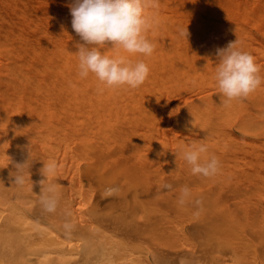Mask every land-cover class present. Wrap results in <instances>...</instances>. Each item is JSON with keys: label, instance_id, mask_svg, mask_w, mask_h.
Masks as SVG:
<instances>
[{"label": "rangeland", "instance_id": "obj_1", "mask_svg": "<svg viewBox=\"0 0 264 264\" xmlns=\"http://www.w3.org/2000/svg\"><path fill=\"white\" fill-rule=\"evenodd\" d=\"M232 1L240 6L242 13L250 12L255 6H259L258 0ZM253 18L255 17L253 16L250 20ZM248 25L253 32L261 35L255 25ZM26 105L28 107H25ZM26 105L19 109L25 122L23 120L24 123L17 122L18 126L14 121L9 124L11 128L14 127L12 130L17 128L16 132L18 131L17 133L12 132L15 134L13 136L16 140L11 138L12 142L17 143V146L13 144L15 147L13 150L15 149L18 153H16L17 157H13L14 150L11 151V156L9 155V184H0V190L3 188V191H9L10 194L11 189L13 197L10 196L24 204L26 211L33 218L31 220L35 227H46L50 231L62 234L64 240L61 238L60 242L63 241L61 247L65 249V252L64 256L50 254L37 240L23 238L22 234H26L27 230L17 229L16 232L20 233L21 239L14 241L11 245L0 242V258L9 257L10 254L17 258L20 264H264V203L263 205L256 204L257 207L255 203L260 201L254 199L255 203L252 202V197H249L252 194L248 193L249 195L246 197L243 196V194H247L244 187H247L248 184H237L235 176L238 173L233 165L236 156H233L235 158L233 160L231 154L228 156L224 153L226 150L222 153L225 145L221 149L216 143L217 138L208 139L210 142L204 141L208 151L204 153L203 157L214 155L216 151L218 156L220 154L222 157H224L223 155L228 156V159L218 157L219 160L221 159L220 166L228 165L220 167L219 173L211 177L194 175L191 172V166L185 163L180 152L182 153L184 150H181L182 147L189 148L196 142L194 141L190 145L191 141L184 140L185 144L182 142L183 145H181V142L178 143L171 138L173 126L186 125L183 131H192L191 128L198 121L193 118L192 109L196 110V108L174 107V104L147 108L104 106L99 108L69 107L67 109L68 107H64L67 111L73 109L75 114L70 113L73 116L70 117L63 113V117L54 115L55 108L53 110L51 106H40L43 107L40 109L38 105L34 109L36 104L34 106L33 104ZM40 110L44 112L42 111L40 114ZM47 110L48 112H46ZM84 110L87 113H84ZM94 110L99 112H94ZM51 113L53 117H48ZM36 116H38V120L35 119ZM185 117L190 118L189 121L185 119L190 123L183 122L185 124L182 125ZM210 118L214 119L213 116L204 115L199 124L201 121H204L205 124L201 123L203 126H199L205 127L207 125L205 121L209 122ZM24 126H28L27 129ZM84 128L92 129L98 134L95 136V132L91 130L90 132L85 131L87 135L78 132H84ZM33 130L34 132H32ZM49 131H53V133L59 131L58 134L61 138L58 140L62 139V148L65 147L66 151L60 150L62 149L59 145L61 142L55 143V139L57 140L58 137H53L54 134L50 135ZM18 133L19 135H17ZM40 133L49 135H46L48 136L46 141L43 140L46 136L42 134L44 137L42 138ZM89 133H93L94 136ZM12 134L11 137H13ZM50 137L55 138L51 143L47 142ZM213 137L215 136H211V138ZM227 141L230 140H223V142ZM44 142L51 145L50 151L48 150L50 145L46 147ZM173 142H175V148ZM197 143V145L204 144L200 141ZM208 143H212L210 147ZM177 145L182 147L179 148ZM18 146L19 150H17ZM44 146L46 148L43 149ZM216 146L217 148H215ZM29 148L30 163L32 161L33 163L30 170L26 168L24 171L25 183L23 185L12 183L14 177L10 179V174L11 172L13 175L16 174L14 163H21L27 159ZM177 148L179 149L175 150L178 154L176 157L174 149ZM219 148L221 151L218 152ZM45 149L48 152L45 153ZM19 155L22 156L19 158ZM43 161H54L57 165L55 173L46 181V183L50 182L56 185L58 205L54 212L46 211L41 204L42 185L40 181L45 179L41 173ZM222 162L223 164H221ZM4 166L7 167V164L0 163V169L3 170ZM192 180H195L194 183ZM198 181L201 182L197 183ZM164 184H170L171 189L162 187ZM185 186H189L191 196L185 200L184 204H180L181 190ZM108 189L116 191L109 195ZM238 189L243 194L236 191ZM17 190H20L19 193ZM15 192L18 193V197H15ZM237 192L239 193L237 194ZM196 200L201 203L197 205ZM248 200L250 201L248 202ZM252 212L255 213L254 217L248 216V214L253 215ZM247 217L253 218L250 220L251 223ZM34 221L37 223L35 224ZM65 225L70 227H65ZM79 231H81L80 235ZM86 233L87 235H83ZM238 236H245L246 239L244 237L238 239ZM68 238V242L65 241ZM247 239L252 246L251 251L248 250L247 254L253 252V255L246 256L244 262H241L238 257L239 248L242 245L247 246L243 241L247 242ZM67 246L69 247L67 248ZM77 247L82 250L85 247V252L80 253ZM231 249L236 255L232 254ZM253 249L254 251H252ZM70 251V256H68ZM66 252L68 255L65 257ZM82 253L84 256L81 255ZM232 258L236 262L231 260ZM89 260H91L90 263Z\"/></svg>", "mask_w": 264, "mask_h": 264}, {"label": "bare ground", "instance_id": "obj_2", "mask_svg": "<svg viewBox=\"0 0 264 264\" xmlns=\"http://www.w3.org/2000/svg\"><path fill=\"white\" fill-rule=\"evenodd\" d=\"M234 2L232 0H158V7H148L146 14L153 18V22L145 35L155 44L154 51L150 56L129 54L113 48L110 44L103 46L102 49L103 53L109 56H124L133 61L143 59L146 62L150 69L148 78L141 86L133 89L128 86L109 88L100 84L92 74L86 78H81L78 75V54L76 51H78L77 45L83 43V41H81L80 37L72 29L70 6L74 3V0H0V163L7 164V167H1L3 170L0 169V184H9V157L11 156V151L13 152L15 150H13L14 145L17 146V143L11 140V138L16 140L13 136L15 134H12V132H16L17 128L12 130L14 127L11 128L9 124L14 121L16 126H18L17 124L24 121L23 114L19 110L21 106L23 107L26 104H33L34 106L36 104L34 109L38 105L39 107L51 106L53 110L55 108L54 115L63 116V113H66L70 117H73L70 113L72 115L75 114L74 110L67 111L64 107H68L67 109L69 107L99 108L104 106H138L140 108H147L165 107L169 104H174V107L196 108V110L192 109L193 118L198 119V121L194 127L192 126L193 128L190 127L192 131H183L186 125L181 127L173 126V129H171V138L175 139L178 143L181 142V145L185 144L183 142L184 140L191 141V145L194 141L196 142L195 144H198V141L205 144L204 141L217 138L216 143L221 149L225 145L224 149L221 151L219 148L218 152L221 151L223 153L226 150L228 153L226 151L224 153L228 156L231 154L233 160H235L233 156H236L235 161L230 160L234 162L233 165L237 169L236 173L238 175L235 176V178L237 177V184H248V188L245 186V190L243 189L247 194H243L239 189L236 191H239L245 197L249 195L248 193L252 194V196H249L252 197V202H254V199H257L260 202H254L255 205H263L264 83L247 98L233 100L228 104H224L221 103L218 86L214 79L217 48L225 47L230 41H235L237 37L240 41L238 46L254 56L256 63L261 69L260 75L264 77V0H258L259 6H255L253 10L247 13H242L240 6ZM242 9L244 10V8ZM253 16L255 18L250 20ZM248 24L255 25V28L261 32V35L253 32L248 27ZM186 28L188 31L187 38L180 34ZM25 107L28 106L26 105ZM41 108L43 109V107ZM50 109L48 110L51 111ZM31 110L34 113L33 108ZM42 111L40 110V114H42ZM94 112L99 111L94 110ZM84 113H87L86 110H84ZM187 113L184 114L187 115ZM53 114H49L48 117H53ZM204 115L213 116L214 119H208L209 122L206 120L207 125L201 128L205 123L201 121L199 124V121ZM35 119L38 120V116ZM183 119L182 125L185 124L183 123L186 122L185 119L189 121L190 118L185 117ZM34 126L36 127V125ZM24 127L27 129L28 126ZM90 130L93 131L92 129ZM90 130L84 128V132H80L82 131V128H80L78 132L86 133L85 131L90 132ZM59 131L56 133L55 131L54 133L53 131H49L50 135L54 134L53 137L58 138L56 140L50 137L47 142L51 143L54 139L55 143L58 142V139L61 138L60 134H58ZM11 134L13 137H11ZM40 134L42 138L48 135L46 133ZM57 134L58 136H56ZM89 134L94 136L93 133ZM96 134L98 133L95 132V136ZM21 136L23 135L21 134ZM48 136L43 140L46 141ZM211 136L215 137L211 138ZM225 139L230 141L223 142ZM47 142H44L46 147L50 145ZM59 142H61L59 145L62 148V139ZM212 143H208L209 147ZM45 146L43 149L46 148ZM56 146L58 147V145ZM21 147L23 148V146ZM50 147L51 145L48 147L49 151ZM179 148L174 149V152L175 150L178 151ZM225 148L230 149L229 151L231 152L229 153ZM19 149L18 146L17 150ZM182 149L186 148L182 147ZM46 150H44L45 153L48 152ZM60 150L66 151L65 147ZM172 150L171 152H173ZM21 152H23L22 149ZM16 153L18 151L15 150L13 157L16 156ZM202 155L204 156V154ZM214 155L217 158L228 159L226 155H223L224 157L221 154L218 156L216 151ZM21 156L19 155L18 157L20 158ZM227 165L224 164V166ZM176 166L178 165L176 164ZM231 167L233 166L231 165ZM173 169L172 171L174 172ZM148 171L150 172V170ZM176 172L175 174H177ZM178 180L180 179L178 178ZM195 180L197 181V179ZM200 182L198 181L197 183ZM193 185L195 186V184ZM240 187L242 188V186ZM2 189L0 190V242L11 245L21 237L19 235L20 233L18 234L16 230L23 229L27 230L25 232L26 234H22L23 238L37 240L45 248L46 252L64 256L65 249L61 247L63 241L60 242L62 234L57 231H50L45 226V228L35 227L32 222L33 220H31L33 218L26 211L24 204L12 198L13 192L11 189L10 194L9 191L5 192ZM18 193H14L16 194L15 197ZM22 201L25 202L26 200ZM256 206L258 207V205ZM254 215L255 213L253 215L248 214V216L252 217ZM247 218H249L248 221L253 219L250 217ZM176 222L175 224L178 223ZM233 233L235 234V232ZM80 234L81 231H79ZM83 235H87V233ZM240 237L246 239L245 236H238V239H241ZM62 239L64 240V237ZM67 240L69 238L65 239V241ZM243 241L247 246L242 245L239 248L238 257L241 262H244L246 256L253 255V252L247 254L248 250L251 251L252 249V246L249 244L250 242H248L249 239H247V242L246 240ZM76 245L78 246V244ZM77 250L80 253L82 251L85 252V247L84 250L77 247ZM71 251L68 252L69 255L66 252L65 257L66 255L70 256ZM232 254L236 255L233 251ZM233 261L236 262L235 260ZM253 263L255 262L253 261ZM0 264H20V262L17 258L9 254V257L0 258Z\"/></svg>", "mask_w": 264, "mask_h": 264}, {"label": "clouds", "instance_id": "obj_3", "mask_svg": "<svg viewBox=\"0 0 264 264\" xmlns=\"http://www.w3.org/2000/svg\"><path fill=\"white\" fill-rule=\"evenodd\" d=\"M148 7H158V0H74L70 6L72 29L83 43L77 45L78 75L86 78L94 75L100 84L112 88L128 86L137 88L148 78L150 69L143 59L135 61L124 56H109L103 53L105 45H111L129 54L150 56L155 48L145 35L153 18L146 14ZM187 38V28L180 33ZM239 38L230 41L225 47L217 48V62L214 79L218 86L221 103L228 104L233 100L247 98L264 83L260 75V66L254 56L238 46ZM194 123V122H193ZM195 124V123H194ZM208 151L206 144H192L180 153L183 160L191 166L194 175L211 177L220 169V161L215 155L203 157ZM29 155L21 163H15L16 174L11 172L12 183H25L24 171L32 166L30 148ZM162 154V153H161ZM176 157H177V153ZM54 161H43L41 169L45 179L40 181L41 204L48 212H54L58 205L56 185L46 183L55 171ZM162 187L171 189L170 184ZM115 189H108L111 195ZM191 196L190 189L185 186L181 190L180 204ZM199 205L201 201L196 200ZM65 227H70L65 225Z\"/></svg>", "mask_w": 264, "mask_h": 264}]
</instances>
